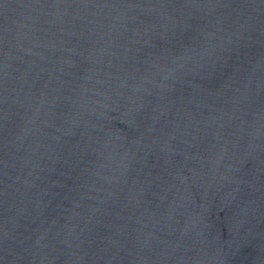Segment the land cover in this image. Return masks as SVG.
I'll return each instance as SVG.
<instances>
[{"label": "water", "instance_id": "95a60500", "mask_svg": "<svg viewBox=\"0 0 264 264\" xmlns=\"http://www.w3.org/2000/svg\"><path fill=\"white\" fill-rule=\"evenodd\" d=\"M0 264H264V0H0Z\"/></svg>", "mask_w": 264, "mask_h": 264}]
</instances>
